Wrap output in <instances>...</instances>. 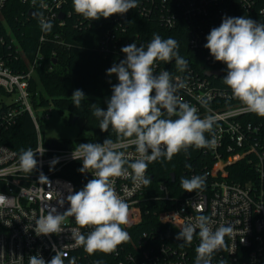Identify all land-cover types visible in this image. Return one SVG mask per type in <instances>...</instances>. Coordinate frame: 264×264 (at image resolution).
Returning a JSON list of instances; mask_svg holds the SVG:
<instances>
[{
    "label": "built area",
    "instance_id": "2783aa9c",
    "mask_svg": "<svg viewBox=\"0 0 264 264\" xmlns=\"http://www.w3.org/2000/svg\"><path fill=\"white\" fill-rule=\"evenodd\" d=\"M7 2L0 0V134L28 115L36 131L37 144L33 150L44 148L46 151L43 156L36 154L37 168L29 173L20 167L21 154L0 144V195L6 197L0 203V264H29V257L37 254L47 262L55 255L53 246L64 253L65 264L73 257L75 264H195V248L200 243L198 230L191 244H183V247V242L175 239L173 231L178 233L183 223L200 214L211 218L213 230L221 225H231L234 229L230 236H225L226 247L214 254L211 264H264V127L247 120L256 114L244 111L241 103H235L236 99L227 98L231 95L228 87L214 85L205 75L208 71H217L221 62L215 61L203 46L210 30L219 27L224 16L237 17L238 12L246 16L257 15L264 23V0H138V7L127 12L164 30L180 29L183 36L187 35L188 49L197 54V60L192 66L188 64L183 72L176 69L172 77L174 81L186 84L178 95L195 106L201 118L215 117L213 133H207L208 139L214 135L216 140L215 146L208 148L215 162L211 169L204 168L198 173L206 178L203 190H183L181 197L174 198L168 186L159 183L157 189L161 199L170 203L171 208L157 214L155 222L146 229L142 227L147 186L135 182L131 175L113 178L116 193L128 204V223L121 227L129 233L130 239L119 245L114 253L92 255L75 243L77 232L86 236L92 228H81L74 217H65L61 233L38 236L34 231L35 222L41 216L53 209L56 214H63L70 207L67 196L71 194L70 189L76 191L75 185L59 174L71 165L77 164L80 168L83 165L72 159L73 149L58 148L43 139L41 119L35 111L47 110L50 114L54 106L36 105L34 95L39 93L34 94L31 83L36 80L45 56L39 49L31 62L26 60L3 15ZM22 2L28 6V19L37 21L39 26L38 13L59 29L70 23L80 30L90 29L99 21L103 28L99 49L104 57L115 54L125 58L121 52L124 43H136L137 46L143 43L139 35L126 40L128 18L124 15L91 21L75 13L72 0ZM30 11L36 12L35 19L29 18ZM61 15L64 16L62 20ZM44 42L43 34L40 43ZM51 58H57L55 51ZM198 60L206 67L196 63ZM11 61H23L27 69L17 73ZM163 70L167 69L157 61L156 74ZM5 99H14V102L7 105ZM202 101H207V107L202 106ZM44 118L49 116L46 114ZM121 150L131 158L136 156L135 146L126 142L121 144ZM54 158L59 161L51 166ZM238 163H244L249 169L242 182L230 178V169ZM41 174L46 179L39 180ZM80 175L81 190L93 177L91 173ZM194 175L197 174L191 177ZM146 176L149 177L148 169Z\"/></svg>",
    "mask_w": 264,
    "mask_h": 264
},
{
    "label": "clouds",
    "instance_id": "9594fccd",
    "mask_svg": "<svg viewBox=\"0 0 264 264\" xmlns=\"http://www.w3.org/2000/svg\"><path fill=\"white\" fill-rule=\"evenodd\" d=\"M72 3L76 14L91 21L101 17L108 19L115 14L123 16L138 7V0H72ZM37 18L43 31H51V21L42 13H38ZM206 41L203 46L214 60L226 65L227 74L222 80L231 90L227 98L240 101L244 111L264 117V23L245 16H224L219 27L210 30ZM178 49L177 40L163 39L159 34H154L146 47L132 43L121 48L125 59L106 70L109 77L115 75L118 80L112 85L107 109L92 104V115L99 119L100 130L108 132L111 128L117 141L106 138L103 143H79L73 149L72 159L83 165L79 171L91 173L93 178L81 190H69L70 207L63 214H56L53 209L35 222L34 231L38 236L63 232L62 222L71 216L81 228H92L86 236L79 232L75 235V243L85 252L89 255L116 252L130 236L121 227L128 223V204L116 193L113 178L131 175L135 182L147 186L151 183L146 176L150 163L171 161L174 155L187 152L190 147L215 146L214 135L212 139L205 135L213 133L215 117L201 118L195 106L183 101L178 91L186 84L174 81L169 71L156 74L157 61L174 60L179 71L187 69L188 62L179 55ZM71 99L79 108L87 96L76 89ZM202 106L207 107V101H202ZM124 142L135 146V158L121 150ZM45 151L44 148L22 151L19 157L22 170L33 172L38 164L36 154L43 156ZM58 161L59 158H54L51 166ZM44 179L41 174L39 180ZM205 180L204 176L194 175L190 179L181 178L180 185L184 191L194 192L203 190ZM5 199L0 195V203ZM63 203L61 200V206ZM212 225L209 216L196 215L180 226L175 237L183 242V247V244H191L198 230L200 243L195 248V264H211L214 254L226 247L225 236H230L234 230L231 225L213 230ZM53 251L55 255L49 261L37 254L29 257V264H65L64 253L55 246ZM69 264H75V257Z\"/></svg>",
    "mask_w": 264,
    "mask_h": 264
},
{
    "label": "trees",
    "instance_id": "16d2710c",
    "mask_svg": "<svg viewBox=\"0 0 264 264\" xmlns=\"http://www.w3.org/2000/svg\"><path fill=\"white\" fill-rule=\"evenodd\" d=\"M27 10L28 6L22 0H8L3 15L22 47L28 62L33 60L39 49L40 53L45 56L43 66L37 71L36 80L31 83L34 94L36 91L39 93L38 96L34 95V103L36 105L40 103L44 106L51 104L57 109L67 112L70 123L78 125L81 132L90 135L75 141L61 139L52 143L58 148L74 149L79 143H103L106 138L117 141L116 133L111 128L108 132H102L99 128V119L92 115L94 110L92 104H96L97 107L104 110L107 109V100L112 95V85L118 83L115 75L109 77L106 70L114 63L125 59L123 56L115 54L104 57L100 53L102 24L98 21L92 28L83 30L75 28L72 23L62 29L54 25L52 31L44 32L37 21L28 19ZM124 16L128 18L126 40L139 35L143 42L142 45L146 47L154 34H159L163 39L171 37L179 43V55L187 60L189 65L195 64L197 54L188 49V37L187 35L183 36L180 29L164 30L152 22L140 19L133 12L126 13ZM241 16L262 23L261 17L257 15L246 16L238 12L237 17ZM43 34L46 37V42L41 44L40 39ZM55 35H58V39H55ZM123 46H127V43H124ZM52 51L57 53L56 63L51 58ZM10 63L17 73L27 69V65L23 61L18 63L11 61ZM161 63L174 76L177 69L175 61ZM196 63L206 67L202 60H198ZM218 70L223 72V76L209 80L216 86L227 87L222 80L227 74L226 65L221 63L217 67ZM76 89L82 90L87 96L79 108L73 105L71 99V95ZM235 103H240V101L237 100ZM172 118L175 119L176 117ZM247 120L261 123L264 127V117L252 115L247 117ZM205 135L208 138L207 133ZM0 144L19 154L29 148L33 150L36 147L37 138L31 118L24 115L15 126L2 130ZM214 162L215 159L209 154L208 148L190 147L187 152L181 151L174 155L171 161L162 160L151 164L148 167L151 183L147 185V192L145 193L142 228L146 229L151 222H155L157 214L171 208L170 203L161 199V194L157 189L159 183H165L171 196L179 198L183 193L180 185L181 178H190L192 174L198 175L204 168L209 170L213 167ZM79 169L80 167L74 164L63 169L59 174L60 177L72 181L76 191L81 188ZM247 169L248 167L244 163L236 164L230 169V178L242 182ZM172 174L175 175L174 181L171 178ZM173 233L177 235V232L173 231Z\"/></svg>",
    "mask_w": 264,
    "mask_h": 264
},
{
    "label": "rangeland",
    "instance_id": "374dc122",
    "mask_svg": "<svg viewBox=\"0 0 264 264\" xmlns=\"http://www.w3.org/2000/svg\"><path fill=\"white\" fill-rule=\"evenodd\" d=\"M5 102L7 105H10L14 102V99H5ZM35 113L41 119L42 135L47 144L61 139L75 141L78 138L90 136L88 133L81 132L78 125L70 123V117L67 112L61 111L56 107L52 108L50 114L47 110H36ZM46 114L49 116L48 119L44 118Z\"/></svg>",
    "mask_w": 264,
    "mask_h": 264
},
{
    "label": "water",
    "instance_id": "95a60500",
    "mask_svg": "<svg viewBox=\"0 0 264 264\" xmlns=\"http://www.w3.org/2000/svg\"><path fill=\"white\" fill-rule=\"evenodd\" d=\"M28 16H29V18H31V19H35V18H36V12H35V11H30L29 14H28ZM63 17H64V16L61 15L60 20H62ZM54 62L56 63V60H55ZM205 75H206L207 77H209V78H211V77H221V76H223V72L220 71V70H218V71H208V72H206ZM73 122H75V120H73ZM171 178H172V181H174V179H175V175L172 174V175H171Z\"/></svg>",
    "mask_w": 264,
    "mask_h": 264
}]
</instances>
